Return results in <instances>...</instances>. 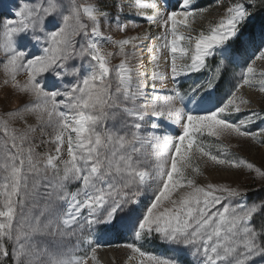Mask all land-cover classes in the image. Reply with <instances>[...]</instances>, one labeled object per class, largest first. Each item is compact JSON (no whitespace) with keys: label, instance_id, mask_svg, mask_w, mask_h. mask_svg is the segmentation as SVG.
<instances>
[{"label":"snow or ice","instance_id":"obj_1","mask_svg":"<svg viewBox=\"0 0 264 264\" xmlns=\"http://www.w3.org/2000/svg\"><path fill=\"white\" fill-rule=\"evenodd\" d=\"M261 65L264 0H9L0 264H264V197L206 174L264 189Z\"/></svg>","mask_w":264,"mask_h":264},{"label":"rangeland","instance_id":"obj_2","mask_svg":"<svg viewBox=\"0 0 264 264\" xmlns=\"http://www.w3.org/2000/svg\"><path fill=\"white\" fill-rule=\"evenodd\" d=\"M202 3L208 2V0H201ZM9 4V0H0V7L7 9ZM222 11V9L220 10ZM220 11L213 8L210 10L209 13L205 14V20L200 21L197 20L196 26L200 27L203 23L208 21H215ZM147 27V25H145ZM142 29H136V31H141ZM260 64V62H258ZM264 66V65H261ZM185 81L183 87L187 88L188 84L191 82L188 78H181ZM244 95L252 100L253 107L259 108L264 110V102L260 100L259 94L255 92H250L248 89H244ZM237 156L246 159L248 162L253 163L257 167H261L264 169V147L253 145L251 143H246L243 148L237 150L232 149ZM208 179L211 182H231L233 186L239 185L242 188L249 189L248 196L250 199H256L258 197H264V189L261 188L260 181H254L243 172H236V173H214L211 170L206 172ZM127 237L124 236H111L108 237L103 242H111V243H120L126 240ZM145 250L151 252H162L163 249L156 245H146ZM99 259L101 264H130L127 261L128 252L126 249L123 248H107L99 252Z\"/></svg>","mask_w":264,"mask_h":264},{"label":"bare ground","instance_id":"obj_3","mask_svg":"<svg viewBox=\"0 0 264 264\" xmlns=\"http://www.w3.org/2000/svg\"><path fill=\"white\" fill-rule=\"evenodd\" d=\"M142 31V30H141Z\"/></svg>","mask_w":264,"mask_h":264}]
</instances>
